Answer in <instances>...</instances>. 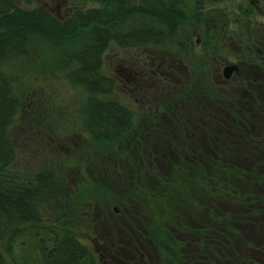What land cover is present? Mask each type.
<instances>
[{
	"label": "trees",
	"instance_id": "trees-1",
	"mask_svg": "<svg viewBox=\"0 0 264 264\" xmlns=\"http://www.w3.org/2000/svg\"><path fill=\"white\" fill-rule=\"evenodd\" d=\"M64 1L98 6L59 19L40 6L23 8L14 0H0V264H97L95 253L78 237L92 231L96 221L120 239L126 234L132 250H156L160 264H238L241 239L254 235L251 228L264 227V31L253 35L246 20L212 6L214 0H195L191 12L181 0ZM232 21L245 22L246 28L235 47L230 44ZM195 35L204 49L217 54L224 48L234 58L244 52L241 72L250 76L242 78L241 98L227 88L233 97L228 103V95L212 79L183 78L163 93L160 103L177 125L161 129H145L125 106L104 98L114 85L99 72L110 41L168 53L186 48ZM189 57V73H205L200 68L206 61ZM17 60L30 64L35 73L61 71L85 94L78 118L86 145L71 153L77 157L50 146L55 166H43L25 183L5 174L16 156L10 129L23 103L42 107L48 101L45 87L31 91L30 101L15 93L4 68ZM203 99L225 110L217 118L220 125L215 127L213 119L210 127L201 125L197 115L214 109H203ZM192 109L195 127L188 128L190 118L184 114ZM32 113L38 117L36 110ZM252 115L262 128L258 135L249 127ZM203 139L209 152L200 143ZM80 161L88 174L78 180ZM47 202H53L52 212L42 211ZM90 206L102 208L97 218L86 212Z\"/></svg>",
	"mask_w": 264,
	"mask_h": 264
},
{
	"label": "rangeland",
	"instance_id": "rangeland-1",
	"mask_svg": "<svg viewBox=\"0 0 264 264\" xmlns=\"http://www.w3.org/2000/svg\"><path fill=\"white\" fill-rule=\"evenodd\" d=\"M14 1L18 6L23 8L31 6L43 7L54 15H56V13L62 15L64 13V10H69L70 13H73L77 9L84 11L89 8L98 6L93 1L76 4L64 0H32L31 6H26L22 0ZM181 1L187 12L193 11L195 0ZM201 3L202 0H199L198 4ZM212 6L222 9L223 12H231L232 14H237V18L240 20H246L248 22V28L252 30V34L258 29L264 31V0H214ZM231 27L235 29V33L233 34L234 38H232V42L230 44L235 47L237 45L235 42H238L235 40L236 38H245V22L243 23V25H236L232 21ZM241 34L243 36H241ZM197 38L198 35L193 36L192 41ZM241 42L243 44L247 43L243 39ZM140 48L141 47L124 48L119 46L115 42L110 41L107 45V48L102 53V65L99 71L101 74L107 77L114 78L115 87L113 91L105 95L104 98L117 101L121 105L132 110L133 113H137V107L140 104L138 94H130L126 90L123 85V83H125L123 80V76H118V71L122 68H124L125 70L130 60H137L141 57V51L143 50L142 48ZM152 49L160 50L158 48ZM200 49L202 50L203 46H201ZM146 51L148 52L150 50L146 49ZM218 54L221 58L222 63L219 64L218 61H215L211 58L209 59V61L207 60L206 63L204 62L201 65L200 70L203 72H207V70L208 72H216L217 70H219V72H221L224 61L235 62L232 56V51L228 48H224ZM205 56L206 55L197 56L193 61L200 62ZM4 71L6 75L13 78V89L15 93L21 96L23 102L26 100L30 101V99H28V96L30 95L31 91H42L40 87H45L43 95L45 96V100L47 99L48 101L47 105H42V107L36 106L34 107V110L39 112L38 116L42 113V120H40L39 125L45 127L47 133H51L48 134L53 139L51 145H49L50 142L49 144L45 142L48 141L47 137H45L46 140L42 139L41 137H39L38 139L37 137L30 138V106L27 104V102L23 103V107L20 110L18 120L10 129V136L16 148V156L13 163L6 168L5 174L9 175L11 179L17 182L25 183L23 181H32V174H34V172H36L43 166L50 165V167H52V161L55 159V156L52 151L48 150L50 149V146L53 147V149H57L58 153H76V149H78V147H80L81 145H86L85 134L80 129V121L78 118V113L85 98L84 88L80 84L74 83L69 80L68 77H65L61 71L56 72L54 75L50 74V72L47 71H45L44 73L32 72V70L30 71V64H27L23 60L8 62L4 68ZM43 81H46L44 85H42ZM230 86L234 87L236 91L240 92L241 89H245V84H241V79H238L235 82H230ZM222 88L226 90L228 86H222ZM246 92L249 94V90L247 87ZM226 98L227 101H229L228 103L233 102V97H231L230 95H228V97ZM249 98L253 101L252 94H249ZM203 100H205L202 101L203 109L212 108V103H208L209 101L206 99ZM200 105L202 104L200 103ZM200 111H202L201 108ZM256 124L257 123L250 124V130L253 133L262 132V128L259 125L256 126ZM260 124L264 127L262 123ZM202 141L207 147V142L205 141V139ZM260 170H262V168L259 169V172ZM59 171H61L60 173L62 174L63 171L66 174L68 172L66 168H61ZM84 173H87V168L84 166L83 162L80 161L78 163V171L76 175L77 177L75 178L79 180ZM69 174L71 175V177H74L73 170L72 172L70 170ZM52 203L53 202L45 203L41 207L42 211L45 210V212L48 213L52 212ZM114 206L115 205L112 206V209ZM105 207H107L106 204ZM86 208V212L96 218L100 215L99 213L102 209L99 207L97 208V206H90ZM48 213L43 215V217H48ZM101 224V222L96 221L90 225L92 231H90L89 233L79 232L78 234V237L81 239V241L95 253L97 264H101L102 260L104 261V259L99 261L97 250H94L93 245L90 242V237L96 236V231L99 230ZM103 225L106 227L105 224ZM95 228H97V230H95ZM250 230L251 232H254V235L251 237L246 236L245 238L241 239L243 243V253L246 254V252H248L256 259L260 258L264 260V248H260L258 245H256V242L264 240V227L262 228V225L259 224L258 226H256L255 228H251ZM242 243H240L239 245H242Z\"/></svg>",
	"mask_w": 264,
	"mask_h": 264
},
{
	"label": "flooded vegetation",
	"instance_id": "flooded-vegetation-1",
	"mask_svg": "<svg viewBox=\"0 0 264 264\" xmlns=\"http://www.w3.org/2000/svg\"><path fill=\"white\" fill-rule=\"evenodd\" d=\"M63 12L64 13L62 15L56 13L55 16H57L59 19H63L67 18L71 14L69 10H64ZM250 44L253 43L250 42ZM258 44L261 43L256 42V46ZM183 46L186 48L168 53H163L161 50L141 47L143 50L141 51V57L137 60H130L125 69L126 72L124 68L118 71V76H123V80L125 82L123 83V85L126 90L130 94H138L140 104L137 107V113H133L132 110L127 107L126 108L128 109L134 121H141L145 129L162 128L163 125H165L166 127L177 125L173 121H169L166 113L163 110V107L160 106V103L162 102V99H164L163 93H167L170 89L180 85L184 80L183 78H211L213 82L217 86H219L218 89L220 90V92L222 91L223 93H225L226 90H224L222 86L226 87L227 85L228 88H234L230 86V82H235L238 79H241L242 84L243 76H250L249 74H243V71L241 72L240 61H242V54H244L242 50H240L239 57H233L235 62L224 61L223 68L226 65L230 64H235L237 67V69L233 71L229 78H225L223 76V68L221 72H219V70H217L216 72H208L207 70V72L202 74L197 73L196 75H194L192 73H189V64L191 63V58L189 56H192V60H194V58L197 56L206 55L208 57L203 58V60L205 61H209V59L211 58L215 61H218L219 64L222 63V61L219 54H217L214 50L204 48L201 50L200 48L202 46V42L199 40V38L195 39L194 41L187 42ZM146 49L150 51L147 52ZM252 49H255L258 54V48L253 47ZM250 52L252 51L250 50ZM236 76H238L239 78H237ZM112 79L114 80V78ZM114 87L115 84L113 85V89ZM243 91L244 90L242 89L241 92L236 91L240 95V98L244 94ZM227 95H229L228 92ZM221 97H223V95ZM207 100L209 101L208 103H212V100ZM213 107V110H210L205 114L197 115L200 118L201 125L210 127L209 123H211V121H209V119L214 120L213 125L215 127L220 125L219 121L221 119L217 120V118L223 115L225 110L220 107ZM32 111H34V107L30 106V138L37 137L38 139L39 137H41L42 139H45V137H47L48 141L45 142L47 144H49V142L52 144L53 139L48 135L51 133H47L46 128L39 125L40 120L42 119L41 114L36 117L33 115ZM199 112L200 109H198V114ZM184 115L190 118V120H186L187 124L185 123V126H187L188 128H194V120L196 116L195 110L192 109L191 111L186 112V114ZM172 116L176 117V114L173 113ZM257 117V115H252V121H254V124L257 123L256 126L259 124V118L257 119ZM167 120L169 124L167 123ZM260 133L262 132H255L254 134L258 135ZM255 142L256 148H258V141ZM200 143L202 144L205 151H210V148L206 147L203 141H200ZM71 153L72 152H64L63 154L69 155L71 157H77V155ZM95 230H97V228H95ZM126 237L127 235L124 234L122 239H120L117 235L108 230L107 226L105 227L103 224H101L99 230L96 231V236L90 237V242L92 243L94 250H97L99 261L104 259V261L102 260L101 264H160L161 258L156 250L153 251L154 253H151L148 250H145L143 252L136 249L132 250L130 248V244L125 242ZM240 243H242V241H240ZM256 245H258L260 248H264V241L260 240L259 242H256ZM242 246L243 243L242 245L237 246L240 258L237 256L235 257V259L238 261V264H264L263 259H256L246 251V254L243 253Z\"/></svg>",
	"mask_w": 264,
	"mask_h": 264
},
{
	"label": "water",
	"instance_id": "water-1",
	"mask_svg": "<svg viewBox=\"0 0 264 264\" xmlns=\"http://www.w3.org/2000/svg\"><path fill=\"white\" fill-rule=\"evenodd\" d=\"M237 69L236 65L235 64H230V65H226L224 68H223V76L225 78H229L230 75L233 73V71H235ZM114 211H118V208L117 207H113Z\"/></svg>",
	"mask_w": 264,
	"mask_h": 264
}]
</instances>
